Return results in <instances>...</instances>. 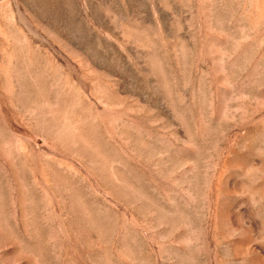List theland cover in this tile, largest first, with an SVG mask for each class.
I'll return each mask as SVG.
<instances>
[{
  "label": "rangeland",
  "instance_id": "rangeland-1",
  "mask_svg": "<svg viewBox=\"0 0 264 264\" xmlns=\"http://www.w3.org/2000/svg\"><path fill=\"white\" fill-rule=\"evenodd\" d=\"M0 264H264V0H0Z\"/></svg>",
  "mask_w": 264,
  "mask_h": 264
}]
</instances>
